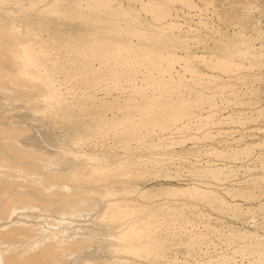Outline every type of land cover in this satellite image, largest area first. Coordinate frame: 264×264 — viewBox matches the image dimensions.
I'll use <instances>...</instances> for the list:
<instances>
[{"label":"bare ground","instance_id":"bare-ground-1","mask_svg":"<svg viewBox=\"0 0 264 264\" xmlns=\"http://www.w3.org/2000/svg\"><path fill=\"white\" fill-rule=\"evenodd\" d=\"M136 11L130 5H118L116 0H0V187L22 183L19 189H7L0 196V203L10 210L16 203L14 199L33 186L39 192L58 194L72 203L89 204L91 213L96 212L91 216L96 214L94 218L100 225L97 229H102L106 238L103 240L102 235L99 242L93 237L96 234L92 236L93 251L101 249L102 256L97 253L101 260L88 257L93 256L89 253L92 247H84L79 250L80 255L77 253L78 264H138V258L160 264L179 241L190 254L197 243L196 236L203 233L185 231L186 223L189 224L187 214L192 213L189 208L190 213L186 214L185 208L196 205L192 200L221 211L240 212L238 204L229 203L218 191L197 183L157 189L134 184V178L152 173L164 158L144 163L141 155L142 160L135 158L137 152L132 154L134 157L131 155L133 143L147 147L158 127L168 129L179 121L181 128L186 129L189 119H185L196 104L192 101L208 98V93H204L207 86L202 82L187 85L183 75L173 73L179 56L159 55L151 47L152 42L167 41L156 25L143 29L125 20V16L135 15ZM75 19L81 20L85 29L74 32L64 26L66 21ZM89 23L93 26L89 27ZM135 35L139 37L137 42ZM115 89L122 94L110 98L108 95ZM97 90H103L104 95L99 96ZM193 92L201 95L192 99ZM2 102L11 105L12 112L13 104L24 103L28 112L22 111L19 117L46 118L51 125L66 129V137L53 138L60 143L55 155L48 154L51 149L39 147L42 144L36 136L21 135L16 126L9 128L7 121L12 115L4 111ZM65 138L75 147L69 146ZM249 147L245 149L249 151ZM118 149L124 150L125 155ZM236 152L238 149H234ZM10 161L15 165L7 167L5 163ZM195 168L200 174L203 171L214 176L224 172L223 168ZM24 172L30 173L32 179L22 176ZM32 174L37 175L33 178ZM161 194L181 198L151 200ZM22 204L28 207L30 202ZM197 212L199 217L203 214ZM5 218L8 219L0 220V264H48L55 257L56 248H44L49 237L45 243L38 239L6 242L18 239L26 229L17 225L21 219L17 214ZM214 228L208 223L205 231L213 233ZM19 230L21 234H13ZM249 236L242 237L234 230L228 234L229 239L237 241L236 253L251 254L255 260L264 261V240ZM230 259L231 254L224 255V260Z\"/></svg>","mask_w":264,"mask_h":264},{"label":"rangeland","instance_id":"rangeland-1","mask_svg":"<svg viewBox=\"0 0 264 264\" xmlns=\"http://www.w3.org/2000/svg\"><path fill=\"white\" fill-rule=\"evenodd\" d=\"M116 3L130 5L137 10L135 15L125 16V20L132 26L151 29L150 25H156L155 28L166 35L167 41L152 42L151 47L159 55L179 56L174 62L173 73L183 75L187 85L202 82L207 86L204 93L209 94H207L208 98L206 97L202 102L192 101L196 102L191 111L194 115L190 114L186 117V121L189 119L186 129L181 128L179 121L168 129L158 127V130L156 129L158 132L155 131L154 135L150 136V143H146L147 147H139L141 143H133L134 149L131 155L137 152L136 156H132L140 157V159L142 156L143 162L164 158L162 165L152 170V173L148 172L150 176L146 172L144 174L146 177L143 175L138 176L140 178H134V184L143 189H149V187L157 189L162 186H186L197 183L203 188L218 191L217 193L229 203L238 204L240 210L238 214H235L192 200L196 205L185 208L186 214L192 212L187 214L189 224L186 223L185 231L195 235L198 231L203 233H198L200 236H196L197 243L192 248L193 252L191 250L189 254L185 245L179 241L163 261L166 264H170L171 261L172 264H264V261L255 260V256L251 254L236 253L237 241L228 237L231 230H234L242 237L251 235L248 238L252 240L255 238L264 240V0H119L118 2L116 0ZM65 24V27L74 32L85 29L83 27L85 24L79 19L68 20ZM87 25L93 26L92 23ZM105 34L112 35L110 32ZM114 35L113 33L112 37H116ZM133 38L135 42L139 40L137 35ZM229 65L232 67L228 68ZM115 91L112 90V95L108 96L111 98L122 94L120 90ZM96 93L99 96L104 95L103 90H97ZM195 93H191L192 99L201 95ZM23 104L17 103L18 106L13 104L15 109L12 112L11 105L1 103L5 108L4 111L12 115L7 121L9 122L7 126L9 128L16 126L14 128L26 137L36 136L38 143L42 144L39 147L43 146L47 151L51 149L48 154L55 155V150H59L60 143L55 142L53 138H64L68 132L58 125H51L46 118L36 119L34 115L19 117L18 114L22 111L28 112V106ZM38 137L44 143L40 142ZM48 137L50 140L46 141ZM69 141L67 139L65 142L75 147L74 142ZM29 147L33 146L29 145ZM245 147H249L250 150L248 151ZM234 149H238L235 154ZM119 152L125 155L124 150ZM165 161L166 163H163ZM5 164L7 167L15 165L11 161ZM195 167L202 170L223 168L224 172L214 176L212 173L202 171L201 175L194 170ZM23 174L22 176L27 179H32L30 173ZM36 175L32 174L33 178ZM60 182L64 183V181ZM21 184L1 186L0 196L7 189L21 188ZM57 195L39 192L32 186L25 191V194L14 199L16 203L11 205L10 210L5 203H0V212H3L0 213L2 217L0 220L17 214L21 218L16 221L17 225L26 229L23 233L21 230L13 233L14 235L22 233L18 239H10L6 242L12 244L11 241L23 242L38 239L45 243L49 240L48 237L51 238L52 240L50 239L44 248L46 250L56 248L57 251L48 264H78L79 250L84 247H92L89 253L93 256L88 257H93L95 261L101 260L103 253L100 248V252L98 249L93 251L95 242L92 236L93 233L96 234L93 237L99 241V238L103 236L105 240L106 234L102 232V229H97L100 225L94 218L96 214L91 216L96 212L91 213L89 204L72 203ZM158 196L152 197L151 200L156 199L160 202L181 198L178 195L171 197L167 194ZM26 200L30 202L28 207L22 204ZM186 200L191 199L186 198ZM189 208L190 211H188ZM197 211L203 214L199 217ZM194 214H197L199 218ZM206 221L215 227V233L209 232V235L205 231L208 224ZM205 233L208 235L205 236ZM1 235L0 233L2 238ZM174 249L176 250L173 251ZM225 254H231L232 259L224 260ZM169 259L170 262H168ZM163 261L160 264H164ZM98 263L101 264V262ZM137 263L145 264L146 262L138 258Z\"/></svg>","mask_w":264,"mask_h":264}]
</instances>
